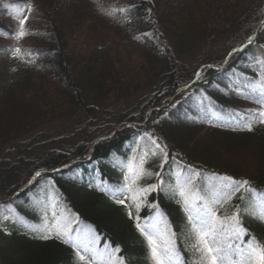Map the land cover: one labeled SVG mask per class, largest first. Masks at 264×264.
Wrapping results in <instances>:
<instances>
[{
    "label": "trees",
    "instance_id": "16d2710c",
    "mask_svg": "<svg viewBox=\"0 0 264 264\" xmlns=\"http://www.w3.org/2000/svg\"><path fill=\"white\" fill-rule=\"evenodd\" d=\"M202 1L185 0L175 8L166 0H0V202L15 205L20 213L16 225L6 230L4 217L9 212L0 207V264H81L75 246L63 235L36 230L39 204L30 194L43 189L118 248L126 264H154L152 248L127 206L96 185L98 177L119 179L121 169L116 164L113 168L109 159L137 133L156 136L171 158L178 155L199 169L264 189V123L254 115L264 108L255 110L250 104L262 95L258 90L240 92L233 78L243 69L245 54H235L222 69L204 68L199 80L171 99L194 79L200 65L222 63L220 57L198 54L208 51L210 44ZM22 2L31 6L24 25L29 34L17 40L19 20L12 4ZM263 4L264 0H253L246 8L231 4L232 12L245 19L236 14L235 28H258L261 37L264 23L257 10ZM14 49L21 50L26 62L19 70L9 63ZM255 77L260 81V75ZM151 107L145 126L124 128L97 143L90 163L50 172L83 156L95 138L141 118ZM212 109L233 120L219 122L209 114ZM249 120L251 131L246 127ZM56 122L63 127L52 129ZM227 140L240 146H219ZM211 141L219 143L214 146ZM217 149L225 155L247 149L257 154L250 155L251 161L247 157L235 162ZM145 162L148 167L152 160ZM159 164L154 161L151 168ZM39 169L47 171L14 196ZM136 186L144 208L160 203L181 246L182 239L186 245L197 240L196 225L178 200L157 196L146 178ZM239 221L249 239L263 246L264 221L256 215Z\"/></svg>",
    "mask_w": 264,
    "mask_h": 264
},
{
    "label": "snow or ice",
    "instance_id": "6c2138e0",
    "mask_svg": "<svg viewBox=\"0 0 264 264\" xmlns=\"http://www.w3.org/2000/svg\"><path fill=\"white\" fill-rule=\"evenodd\" d=\"M18 11L21 15V18L19 19V31L15 35V38L17 40L29 34L25 30L24 25L27 22V13L31 11V6L29 5L27 8L21 7ZM121 11H125V9H121ZM15 52L19 54L21 50L15 49ZM28 55H31V53H28ZM259 94L264 95V84L261 85ZM254 115L256 116L257 122L264 123V111ZM252 122L253 121L251 120L246 122V127L249 131H251ZM230 182L233 185L232 192L239 190L241 187L248 183L246 181ZM181 195L184 196L185 204L189 208H191L197 200H202V197L196 195L195 193H189L186 195L182 191ZM196 211L200 213L197 217L199 227L195 229L197 233V246L198 250L202 253V256L205 260L210 261V264H217V259L221 261L224 260L225 250L243 254L244 250L239 247V243L242 241L243 236H250V233H248L247 230L243 228L242 224L239 221L238 214L231 218L234 227L227 237V243H225L226 238L223 232L224 221L219 220V218L216 217L215 213L207 205L203 206L202 212L200 209H196ZM261 218H264V216H262ZM149 240L153 244L152 252L153 258L156 260V264H165V258L169 260L172 258L174 249L168 244V242H165V246L163 248H160L158 245H156L155 241L151 240V237H149ZM246 258L248 260H255L257 264H264V248L259 246L255 242L254 238H252V243L247 246ZM81 259H83V257H81Z\"/></svg>",
    "mask_w": 264,
    "mask_h": 264
},
{
    "label": "rangeland",
    "instance_id": "374dc122",
    "mask_svg": "<svg viewBox=\"0 0 264 264\" xmlns=\"http://www.w3.org/2000/svg\"><path fill=\"white\" fill-rule=\"evenodd\" d=\"M171 2H173V6L179 8V2L182 0H170ZM228 1H235V0H203L201 2V6L202 9L205 12V16H206V27L207 30L209 31L210 29L214 28L217 30H224L233 19H230V14L227 13H231L228 10ZM253 0H237V2L242 6V7H247V5H249L250 2H252ZM232 7V6H231ZM173 11H176V9L174 8ZM230 11H232L230 9ZM250 14V13H249ZM243 29V28H242ZM250 30L247 28L244 31V34L249 33ZM239 34H237L238 36ZM236 36V32L232 33V32H227L226 35L224 36H220L218 37V39L216 40V43L208 49V51L205 52V50L200 51L199 54H208V55H212L215 54L216 52H223L226 48H227V43L231 41V39ZM239 39V38H238ZM235 38V42L237 43L239 42V40ZM192 57V56H191ZM49 62L51 63L53 60H51V58L48 57ZM22 63L20 57L18 55H13V62L11 64V68H18L20 66V64ZM63 127V123L62 122H57L51 125L52 129H60ZM43 128H47L46 126H44ZM216 142L219 143V141H211L210 144L217 146ZM221 146V145H219ZM217 151L219 152L220 150L217 149ZM255 151L260 152L261 148H256ZM245 152V153H244ZM248 149L247 150H237L234 152H230L229 154L227 153L226 155L224 154V152L221 150L220 153L224 154L225 157H228L229 159L238 162L240 160H242V158L244 160L247 159V157L250 159V161L253 159L252 155L257 154L256 152H254L253 150L250 149V152ZM221 154V155H222ZM252 157V158H251ZM261 157V156H260ZM251 164H253L252 162H250ZM177 177L179 176V173L177 171V173L175 174ZM37 176V175H35ZM210 182H212L213 184H218L219 181H212V179L210 178H206V186H208V188H210ZM220 183V182H219ZM221 184V183H220ZM222 185V184H221ZM225 185V184H223ZM118 192L120 193H124V197L129 199V195L125 192V190L123 188H121ZM260 201H264V198L259 199ZM258 200V201H259ZM50 203V202H49ZM51 204V203H50ZM52 204H55L54 202H52ZM12 209V207H9V211ZM76 221L75 217L72 215H64L63 217H59L56 220H53L50 222V225L53 229H59L63 232H72L74 229H72V227H70V225L72 223H74ZM72 230V231H70ZM84 231V230H83ZM79 238H75V240H78ZM89 239V238H88ZM82 241V240H80ZM87 249H89V254L90 256L97 262H102L105 258V255L109 253V251L103 247V245H99V243L97 242L94 246H87Z\"/></svg>",
    "mask_w": 264,
    "mask_h": 264
},
{
    "label": "bare ground",
    "instance_id": "6f19581e",
    "mask_svg": "<svg viewBox=\"0 0 264 264\" xmlns=\"http://www.w3.org/2000/svg\"><path fill=\"white\" fill-rule=\"evenodd\" d=\"M220 145L224 146L228 149H235V148L240 146L239 143H236V142L231 141V140H227L226 142H222V143H220Z\"/></svg>",
    "mask_w": 264,
    "mask_h": 264
},
{
    "label": "water",
    "instance_id": "95a60500",
    "mask_svg": "<svg viewBox=\"0 0 264 264\" xmlns=\"http://www.w3.org/2000/svg\"><path fill=\"white\" fill-rule=\"evenodd\" d=\"M240 172H243V171L240 170Z\"/></svg>",
    "mask_w": 264,
    "mask_h": 264
}]
</instances>
